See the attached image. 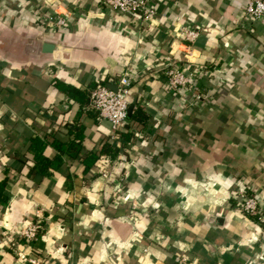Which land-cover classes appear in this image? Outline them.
Listing matches in <instances>:
<instances>
[{
    "label": "crops",
    "instance_id": "0c3cea01",
    "mask_svg": "<svg viewBox=\"0 0 264 264\" xmlns=\"http://www.w3.org/2000/svg\"><path fill=\"white\" fill-rule=\"evenodd\" d=\"M151 1L143 24L98 0H0V264H23L19 252L43 264H264L261 239L249 242L261 227L232 197L246 187L264 206V18L244 15L249 0ZM66 13L67 29L47 26ZM183 27L200 32L192 44ZM167 67L191 76L180 94ZM126 70L138 74L131 109L149 118L113 142L57 84L91 93ZM37 140L61 160L48 174ZM104 143L118 154L83 173ZM36 224L37 239L20 237Z\"/></svg>",
    "mask_w": 264,
    "mask_h": 264
},
{
    "label": "built area",
    "instance_id": "2783aa9c",
    "mask_svg": "<svg viewBox=\"0 0 264 264\" xmlns=\"http://www.w3.org/2000/svg\"><path fill=\"white\" fill-rule=\"evenodd\" d=\"M100 4L107 7L111 11L124 15L130 19H139L143 24L150 23L157 11L151 0H98ZM244 15L253 20L260 21L264 18V0H249L244 8ZM71 14H61L59 17L49 18L46 20L47 26L53 30H64L71 24ZM200 35L197 29L191 27H183L178 36L186 44H192ZM164 76L168 88L180 94L186 90L191 83V76L176 67H167L164 69ZM138 79L136 71L126 70L119 75L110 86L98 84L90 93V102L88 109L95 112L102 122H108L111 126V138L113 142L119 140V133L129 124V108L131 88L134 82ZM196 101H201L203 98L200 94L194 97ZM102 177L105 179L111 178V173L102 172ZM241 203L242 212L248 216L257 219L258 225L261 227L259 232L260 238H251L250 244L260 240L262 253L260 260H264V206L263 199L257 194H251L246 187H242L237 192L232 194ZM42 230L40 224L30 225L23 229L20 237L27 241L37 239L39 232ZM19 257L23 264H43L36 257H26L19 252ZM180 264H191L186 256H182Z\"/></svg>",
    "mask_w": 264,
    "mask_h": 264
},
{
    "label": "trees",
    "instance_id": "16d2710c",
    "mask_svg": "<svg viewBox=\"0 0 264 264\" xmlns=\"http://www.w3.org/2000/svg\"><path fill=\"white\" fill-rule=\"evenodd\" d=\"M105 84V83H104ZM103 84V85H104ZM57 86L69 93L70 95H72V97L74 99H77L79 102H81L83 104V106L88 105L90 102V93L86 92V91H81L78 90L74 87L71 86H67L64 84H57ZM148 116L147 114L144 112L143 109H141L140 107H134L131 113V117L129 118V122L130 121H134L137 124L146 126L147 122H148ZM120 136L122 138H124L125 140H129L131 138V134L126 132L124 129L120 131ZM159 138V136L157 135L153 138V141H157V139ZM84 139V137H81L80 134L76 133L75 135V139L73 141H71V143L69 145H67V150L68 152L72 153L74 150H76L78 147L81 146L80 143H82V140ZM79 141V142H77ZM158 142H156L157 144ZM79 144V145H78ZM46 145V141H35V143L32 145V149L36 151V160L38 163V168L39 171L42 172L43 174H48V169L52 166H54L56 163L59 164L61 162V160L59 158H57L55 160V162L49 160L48 158H45L42 155V149L44 148V146ZM78 145V147H77ZM161 145L160 143L158 144V146ZM65 146L62 145H56V148L59 150H63ZM159 151H161V148H159ZM119 152V149L117 148H113L109 145V143H104L103 146L101 147L99 152H95L90 151L89 155L86 157V159L84 160V168H83V173H87L89 172L93 166H95V164L100 161L102 159V157H104L103 159L109 160L114 158Z\"/></svg>",
    "mask_w": 264,
    "mask_h": 264
},
{
    "label": "water",
    "instance_id": "95a60500",
    "mask_svg": "<svg viewBox=\"0 0 264 264\" xmlns=\"http://www.w3.org/2000/svg\"><path fill=\"white\" fill-rule=\"evenodd\" d=\"M53 50H60L58 47H56V46H53V45H49V44H46L45 46H44V51L45 52H52ZM111 87V86H110ZM111 88H114V87H111ZM131 106H130V108H129V117H130V114H131Z\"/></svg>",
    "mask_w": 264,
    "mask_h": 264
}]
</instances>
